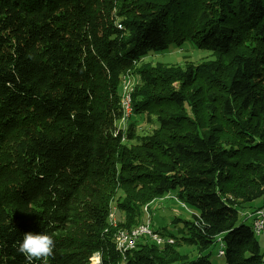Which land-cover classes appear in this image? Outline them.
I'll return each mask as SVG.
<instances>
[{
  "label": "trees",
  "instance_id": "1",
  "mask_svg": "<svg viewBox=\"0 0 264 264\" xmlns=\"http://www.w3.org/2000/svg\"><path fill=\"white\" fill-rule=\"evenodd\" d=\"M185 44L211 58L143 61ZM168 194L190 209L181 235L118 249ZM263 199L264 0H0V264H26L28 232L54 238L50 264H212L220 242L223 264H261L246 220Z\"/></svg>",
  "mask_w": 264,
  "mask_h": 264
},
{
  "label": "rangeland",
  "instance_id": "2",
  "mask_svg": "<svg viewBox=\"0 0 264 264\" xmlns=\"http://www.w3.org/2000/svg\"><path fill=\"white\" fill-rule=\"evenodd\" d=\"M210 58H211V53L209 51L200 50V49L193 47L190 44H185L181 48L172 46L167 52H164V53L150 54L149 56H146L143 61L151 62L152 64H154L155 62H161V63H164L165 65H172V64L184 65L185 63H188V62L198 63L200 61L207 60ZM128 76H131L133 87H134V85L138 81L137 75L127 73L123 79L127 78ZM130 105H131V98H130ZM130 113H131V110H130ZM129 116L130 115H128L127 118H125L124 120L119 121V123L118 122L116 123L117 127L122 128L123 132L127 127V123H128L127 120ZM136 125H137L136 129L140 133L148 132L154 126L152 125L151 127L144 119H141V118L137 120ZM109 204H110L108 207L109 214L107 217V221L108 223L115 226L117 222L123 219V213L120 212L116 208L114 200H112ZM146 206L147 204L143 206L144 213H143L142 218L132 229L136 228L137 226H140L142 222L145 224H148L149 226H150V223H152V225L155 227H153V229L151 230L158 231V233H163V235L160 237L164 240L166 239L165 237H169L168 233H171L175 236L181 235L178 229L183 228V226H181L183 224V221H181L180 218L187 220L190 216L189 215L190 209L185 208L183 204L180 203L175 198L174 194H168L162 197L154 198L151 204L147 207ZM263 206L264 204L261 205V207ZM145 207H146V211L144 210ZM244 214L246 215V212ZM176 217L178 218L176 219ZM246 221L248 225L252 224V221L250 219ZM126 232H129V230L127 231L123 229H117L116 238L119 237L118 240L122 244L129 242L128 238H125L124 236H122L126 234ZM256 237L259 241L260 248L262 251L261 264H264V229L262 233L258 234ZM153 239H152L153 241H156L155 238ZM218 248L219 246L217 243H212L208 247V249L204 251V253H209L208 258L212 264H223L224 263L223 257L217 255ZM178 251L181 253L187 254L189 258H194L195 256H197V249L193 247L192 245L180 243ZM89 260L91 263H96L99 260L98 254L94 253L89 258Z\"/></svg>",
  "mask_w": 264,
  "mask_h": 264
},
{
  "label": "clouds",
  "instance_id": "3",
  "mask_svg": "<svg viewBox=\"0 0 264 264\" xmlns=\"http://www.w3.org/2000/svg\"><path fill=\"white\" fill-rule=\"evenodd\" d=\"M16 251L25 258L26 264H50L54 258L55 240L46 233H25L23 239L15 241Z\"/></svg>",
  "mask_w": 264,
  "mask_h": 264
},
{
  "label": "bare ground",
  "instance_id": "4",
  "mask_svg": "<svg viewBox=\"0 0 264 264\" xmlns=\"http://www.w3.org/2000/svg\"><path fill=\"white\" fill-rule=\"evenodd\" d=\"M132 89H133L132 78H131V76H128L127 78L124 79V81H122V84H121V106H122V111H123V117L121 118V121L124 120L127 117L126 116V111L130 114V110H131L130 96H131ZM123 90H124V99L122 97ZM144 210L146 211V207H145ZM251 217H252V221H259V214H251ZM145 229H146V224L142 222L140 226H137L136 228H134L131 231L126 232V234L122 235L125 238H128L129 239V242H127V243H123L122 244L118 240L119 237L116 238V243H117L118 249H120L123 252V251H125L127 249L133 248V245L135 244L136 238H138L141 234H147L152 239L154 237L162 236L157 231H152L150 229L149 225H147V231H144ZM252 230L254 231V233L256 235L262 233V231H256V227L254 225V222H252ZM165 238L166 239H172L170 237H165ZM223 253H224L223 252V245L221 243V249H218L217 255L218 256H222Z\"/></svg>",
  "mask_w": 264,
  "mask_h": 264
},
{
  "label": "built area",
  "instance_id": "5",
  "mask_svg": "<svg viewBox=\"0 0 264 264\" xmlns=\"http://www.w3.org/2000/svg\"><path fill=\"white\" fill-rule=\"evenodd\" d=\"M123 81H124V79H123ZM122 97L124 99V90L122 92ZM128 115H129V113L126 111V116H128ZM252 214H259V221H252V222H254V225L256 227V231H263V229H264V206L256 209ZM147 225L148 224H146V229L144 231H147ZM154 238H155V240H156L155 242L157 244H163L165 242H168V243H172L173 242V239H165L164 240L160 236L159 237H154ZM218 249H221V242L219 243V248Z\"/></svg>",
  "mask_w": 264,
  "mask_h": 264
},
{
  "label": "crops",
  "instance_id": "6",
  "mask_svg": "<svg viewBox=\"0 0 264 264\" xmlns=\"http://www.w3.org/2000/svg\"><path fill=\"white\" fill-rule=\"evenodd\" d=\"M264 204V200L262 201V203L260 205Z\"/></svg>",
  "mask_w": 264,
  "mask_h": 264
}]
</instances>
